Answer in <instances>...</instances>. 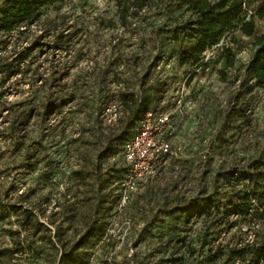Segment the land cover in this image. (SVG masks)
<instances>
[{
	"label": "rangeland",
	"instance_id": "obj_1",
	"mask_svg": "<svg viewBox=\"0 0 264 264\" xmlns=\"http://www.w3.org/2000/svg\"><path fill=\"white\" fill-rule=\"evenodd\" d=\"M128 1L65 0L0 32V264H246L221 249L264 240V200L241 218L223 214L227 186L212 196L220 170L264 172L252 38L223 36L195 64L194 0ZM143 98L179 125L123 201Z\"/></svg>",
	"mask_w": 264,
	"mask_h": 264
},
{
	"label": "trees",
	"instance_id": "obj_2",
	"mask_svg": "<svg viewBox=\"0 0 264 264\" xmlns=\"http://www.w3.org/2000/svg\"><path fill=\"white\" fill-rule=\"evenodd\" d=\"M65 0H8L0 16V32L10 33L16 27L35 20L43 6L55 5ZM135 8H142L147 0L128 1ZM199 15L200 21L195 31L199 40L190 49V54L199 64L204 51L216 45L223 36L240 32L252 38L254 54L248 65V72L252 75L256 85L264 86V0H194L191 5ZM125 18V16H124ZM256 21L260 25L256 26ZM144 113L150 108L147 98L141 99L137 109ZM264 158V157H263ZM264 160V159H263ZM255 166H250L254 169ZM222 186H227L228 201L223 203V214L236 215L241 218L254 217L257 208L255 202L264 200V172H248L229 168L217 172L212 196H219ZM213 202L208 205L210 214ZM228 206V207H227ZM220 206L214 207V213L219 214ZM228 250L221 254L226 256L225 262L239 260L246 264H264V240L260 243L224 247ZM251 254V258L247 256Z\"/></svg>",
	"mask_w": 264,
	"mask_h": 264
},
{
	"label": "built area",
	"instance_id": "obj_3",
	"mask_svg": "<svg viewBox=\"0 0 264 264\" xmlns=\"http://www.w3.org/2000/svg\"><path fill=\"white\" fill-rule=\"evenodd\" d=\"M178 125L179 120L169 112L149 108L144 113L136 131L123 146L126 169L119 183L123 201L155 170L161 160L173 152L171 138Z\"/></svg>",
	"mask_w": 264,
	"mask_h": 264
}]
</instances>
